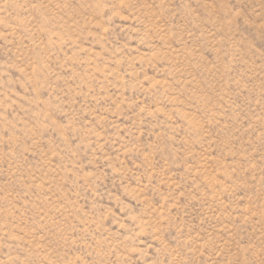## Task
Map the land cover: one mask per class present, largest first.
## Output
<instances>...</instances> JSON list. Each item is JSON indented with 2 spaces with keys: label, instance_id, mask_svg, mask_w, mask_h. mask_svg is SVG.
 Masks as SVG:
<instances>
[{
  "label": "rangeland",
  "instance_id": "obj_1",
  "mask_svg": "<svg viewBox=\"0 0 264 264\" xmlns=\"http://www.w3.org/2000/svg\"><path fill=\"white\" fill-rule=\"evenodd\" d=\"M0 264H264V0H0Z\"/></svg>",
  "mask_w": 264,
  "mask_h": 264
}]
</instances>
